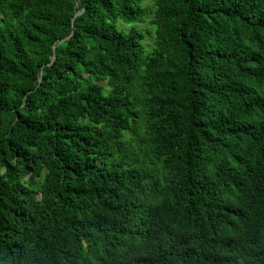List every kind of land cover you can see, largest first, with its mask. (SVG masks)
I'll use <instances>...</instances> for the list:
<instances>
[{"label": "trees", "instance_id": "1", "mask_svg": "<svg viewBox=\"0 0 264 264\" xmlns=\"http://www.w3.org/2000/svg\"><path fill=\"white\" fill-rule=\"evenodd\" d=\"M143 3L0 0V264H264V0Z\"/></svg>", "mask_w": 264, "mask_h": 264}, {"label": "clouds", "instance_id": "2", "mask_svg": "<svg viewBox=\"0 0 264 264\" xmlns=\"http://www.w3.org/2000/svg\"><path fill=\"white\" fill-rule=\"evenodd\" d=\"M245 223H246V227L252 224V222H250L249 219H246ZM254 231H255V227L250 229L249 231H246L238 239L237 244L239 246V253H237V255L240 256L241 258L243 256L248 257V254H249L248 249L250 246V236L255 233Z\"/></svg>", "mask_w": 264, "mask_h": 264}, {"label": "rangeland", "instance_id": "3", "mask_svg": "<svg viewBox=\"0 0 264 264\" xmlns=\"http://www.w3.org/2000/svg\"><path fill=\"white\" fill-rule=\"evenodd\" d=\"M151 3H152V0H144L143 5H144V6H147V5H150ZM122 26H123V25L119 24V25H118V28H119V29H122ZM148 43H150V41H148Z\"/></svg>", "mask_w": 264, "mask_h": 264}]
</instances>
